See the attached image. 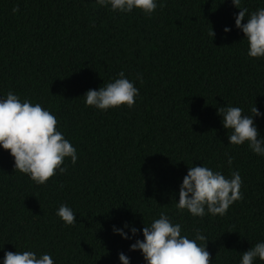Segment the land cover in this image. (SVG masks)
I'll use <instances>...</instances> for the list:
<instances>
[{"label":"trees","instance_id":"obj_1","mask_svg":"<svg viewBox=\"0 0 264 264\" xmlns=\"http://www.w3.org/2000/svg\"><path fill=\"white\" fill-rule=\"evenodd\" d=\"M161 2L148 17L96 0H0V99L12 91L41 104L78 155L75 165L65 159V173L37 185L0 146V264L5 252L26 250L50 254L54 264H122L121 252L130 264H147L130 246L161 213L181 224L182 235L195 239L199 229L207 237L211 264H241L243 252L264 242V156L229 144L218 115L228 105L251 115L256 105L264 139V57L248 56L232 0ZM241 7L250 16L264 0ZM121 71L139 89L134 107L86 106L85 93ZM194 166L239 172L243 199L223 217L180 213V186ZM61 204L77 216L74 226L56 215Z\"/></svg>","mask_w":264,"mask_h":264},{"label":"clouds","instance_id":"obj_2","mask_svg":"<svg viewBox=\"0 0 264 264\" xmlns=\"http://www.w3.org/2000/svg\"><path fill=\"white\" fill-rule=\"evenodd\" d=\"M102 7H109L113 12L131 13L139 10L151 17L158 7L157 0H96ZM235 7L240 9L235 17L236 27L241 29L247 39L250 58L264 57V8L251 13L241 7V0H232ZM166 3L159 4L164 8ZM12 11L18 12L19 7ZM247 16V23H243ZM224 31L230 32V28ZM208 35L215 38L211 26ZM138 79L143 82L142 75ZM139 89L125 77L121 71L113 82L102 86L98 91L88 90L84 97L86 106L107 111L109 109L127 106L134 107ZM251 115H244L243 109L235 106H221L218 115L223 117L222 123L228 129L229 144L240 146L245 143L257 155L264 156V139L260 138L254 117L261 116L258 107L250 108ZM58 120L41 104H33L29 99L21 101L20 97L9 91L5 98L0 99V146L9 151L14 158V169L28 175L37 185H46L57 172L63 174L66 158L73 165L78 160L76 148L65 139L58 130ZM233 157H228L231 165ZM243 181L237 171L226 177L220 171H213L205 166L189 167L187 175L179 190V200L176 208L180 213L187 210L193 217L203 218L206 214L223 217L234 202L243 199L241 192ZM63 187V185H61ZM68 226H74L77 216L66 204H61L56 213ZM124 228H129L125 223ZM116 234L124 239H130L122 228L113 227ZM138 229L131 227L133 236ZM195 239L182 235V226L173 224L170 218L161 213L150 226L143 228V239L136 240L130 250H140L147 264H211V253L207 250V237L199 229H195ZM197 241L204 242L198 244ZM219 254V253H218ZM217 254V256H218ZM256 258L264 262V242L256 243L242 253L241 264H254ZM122 264H130V258L123 252L119 254ZM3 264H54L50 254L37 256L33 251H7Z\"/></svg>","mask_w":264,"mask_h":264}]
</instances>
